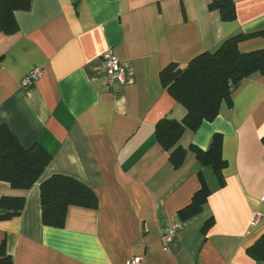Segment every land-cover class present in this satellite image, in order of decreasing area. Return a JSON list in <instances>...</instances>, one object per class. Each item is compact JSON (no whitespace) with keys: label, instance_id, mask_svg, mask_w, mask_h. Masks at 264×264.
Instances as JSON below:
<instances>
[{"label":"crops","instance_id":"1","mask_svg":"<svg viewBox=\"0 0 264 264\" xmlns=\"http://www.w3.org/2000/svg\"><path fill=\"white\" fill-rule=\"evenodd\" d=\"M233 1L229 22L210 10L213 0H32L31 10L15 12L18 31L0 30V125L52 160L28 191L0 184V196L26 200L19 217L0 222L12 264H258L247 250L264 236V75L244 80L214 121L186 130L180 169L155 133L162 119L187 115L162 85L165 68L242 33L262 34L241 51L264 49V0ZM108 52L121 61L124 84L109 86ZM35 69L43 74L23 88ZM216 135L223 185L191 150L207 151ZM200 173L211 195L183 222L179 212L201 189ZM53 175L87 184L98 208L71 207L63 229L44 226L40 186Z\"/></svg>","mask_w":264,"mask_h":264},{"label":"trees","instance_id":"2","mask_svg":"<svg viewBox=\"0 0 264 264\" xmlns=\"http://www.w3.org/2000/svg\"><path fill=\"white\" fill-rule=\"evenodd\" d=\"M32 0H0V30L11 35L18 31L16 11H29ZM211 11H218L225 22L237 17L233 0H213ZM262 33L238 34L225 40L215 50L201 54L187 65L171 64L161 74V82L171 97L181 104L187 115L182 121L162 119L156 126V137L170 154L174 169H180L187 150L179 146L186 130L197 131L203 123L214 121L224 103L233 104V96L244 80L254 75H264V49L243 52L239 45ZM197 160L215 172L221 185L226 162L222 156V138L213 137L207 151L192 147ZM51 155L41 146L25 148L7 125H0V184L7 183L22 192L30 190L42 177ZM201 189L191 204L179 212L183 222L194 219L203 212L211 191L200 173ZM41 210L43 225L63 229L71 207L97 209L96 193L82 181L64 175H53L41 183ZM25 196H0V222L19 217L25 208ZM209 219L203 231L212 225ZM258 264L264 263V236L247 250ZM6 245L0 246V264H12Z\"/></svg>","mask_w":264,"mask_h":264},{"label":"built area","instance_id":"3","mask_svg":"<svg viewBox=\"0 0 264 264\" xmlns=\"http://www.w3.org/2000/svg\"><path fill=\"white\" fill-rule=\"evenodd\" d=\"M105 65H106V75L107 82L109 86H114L116 83H125V75L124 69L121 61L111 52H108L104 56ZM43 74V70L35 69L33 70L24 80L22 81L23 88H30L34 85V83L39 79V77ZM176 227H173L167 230L162 235V242L164 246H169L176 236ZM132 264L140 263V259H135Z\"/></svg>","mask_w":264,"mask_h":264}]
</instances>
